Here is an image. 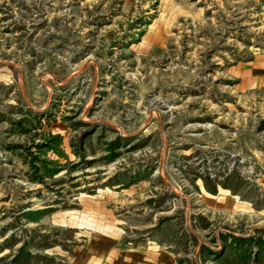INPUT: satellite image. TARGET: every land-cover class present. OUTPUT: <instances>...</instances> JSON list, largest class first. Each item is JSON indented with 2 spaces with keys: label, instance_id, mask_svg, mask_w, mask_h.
Returning a JSON list of instances; mask_svg holds the SVG:
<instances>
[{
  "label": "rangeland",
  "instance_id": "374dc122",
  "mask_svg": "<svg viewBox=\"0 0 264 264\" xmlns=\"http://www.w3.org/2000/svg\"><path fill=\"white\" fill-rule=\"evenodd\" d=\"M259 55L264 0H0V264H264Z\"/></svg>",
  "mask_w": 264,
  "mask_h": 264
},
{
  "label": "crops",
  "instance_id": "0c3cea01",
  "mask_svg": "<svg viewBox=\"0 0 264 264\" xmlns=\"http://www.w3.org/2000/svg\"><path fill=\"white\" fill-rule=\"evenodd\" d=\"M241 74V84L244 87H264V55H259L252 63L241 66ZM101 260H98V264Z\"/></svg>",
  "mask_w": 264,
  "mask_h": 264
},
{
  "label": "trees",
  "instance_id": "16d2710c",
  "mask_svg": "<svg viewBox=\"0 0 264 264\" xmlns=\"http://www.w3.org/2000/svg\"><path fill=\"white\" fill-rule=\"evenodd\" d=\"M57 138H59V137H57Z\"/></svg>",
  "mask_w": 264,
  "mask_h": 264
}]
</instances>
